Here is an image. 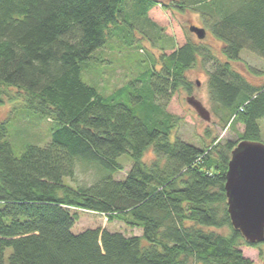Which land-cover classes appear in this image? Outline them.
I'll list each match as a JSON object with an SVG mask.
<instances>
[{
  "label": "trees",
  "instance_id": "1",
  "mask_svg": "<svg viewBox=\"0 0 264 264\" xmlns=\"http://www.w3.org/2000/svg\"><path fill=\"white\" fill-rule=\"evenodd\" d=\"M133 1L144 14L159 4L0 0V104L23 99L58 123L49 144H30L16 155L8 121H0V264H254L243 247L262 243L246 241L233 227L225 182L238 143L261 141L264 83L252 84L232 63L243 50L264 59V0H175L181 11L196 10L222 41L224 57L187 40L162 55L160 68L155 60L143 65L107 95L86 82L83 71L102 59ZM199 55L213 63L209 97L224 112L223 123L244 126L237 141L214 137L199 147L170 140L175 124L168 103L180 89L192 93L187 71ZM150 146L155 156L146 162ZM125 154L132 168L114 179L124 168L117 159ZM77 158L108 175L92 185H66ZM81 211L142 234L106 227L74 233ZM224 228L227 234L218 230Z\"/></svg>",
  "mask_w": 264,
  "mask_h": 264
},
{
  "label": "rangeland",
  "instance_id": "2",
  "mask_svg": "<svg viewBox=\"0 0 264 264\" xmlns=\"http://www.w3.org/2000/svg\"><path fill=\"white\" fill-rule=\"evenodd\" d=\"M159 4L152 7L146 14L140 3L132 2L128 7V15L123 18L121 29L112 30L106 48L100 52L102 59H95L83 71V79L95 85L105 94L124 85L132 77L140 73L143 65L154 60L160 68L163 54H170L187 40H192L200 45L209 46L215 55L222 57V41L213 33L211 28L204 26L196 10L186 7L181 11L175 0H158ZM167 5L165 7L164 5ZM126 13V11H125ZM191 25L205 27L207 34L199 39L190 30ZM241 59L232 64L242 72L254 85L264 83V59L257 54L243 50ZM224 57V56H223ZM213 70V63L204 61L198 56L197 62L188 69L187 76L193 82V91L188 93L180 89L171 98L167 111L173 116L174 128L171 130L170 140L180 138L199 147L211 145L213 138L217 142L237 141L244 130L240 123L227 125L223 123V111L216 109L209 97V75ZM195 96L210 111L211 120L201 118L197 111L187 102L188 96ZM0 121H8L7 139L11 143L16 155L24 150L27 145L33 144L46 146L52 139L53 131L58 123L44 117L26 106L23 99L5 101L0 104ZM261 129V142L264 143V118L259 120ZM154 146L145 152L144 160L151 162L154 158ZM123 169L113 173L114 179H124L132 168L133 161L125 154L117 159ZM74 178H65V184L71 187L92 185L105 175L107 170L97 163L77 158L75 160ZM106 227L111 231H121L127 235L142 234L140 228H130L122 221L108 222L103 214L81 211L80 218L73 227L74 233H80L88 228ZM215 229V228H213ZM227 234L228 228L218 229ZM143 244L147 245L143 239ZM244 255L254 261V264H264V243L256 248L243 247ZM10 252V250H7Z\"/></svg>",
  "mask_w": 264,
  "mask_h": 264
},
{
  "label": "water",
  "instance_id": "3",
  "mask_svg": "<svg viewBox=\"0 0 264 264\" xmlns=\"http://www.w3.org/2000/svg\"><path fill=\"white\" fill-rule=\"evenodd\" d=\"M199 39L206 37L205 27L191 25ZM187 102L202 119L210 121V111L195 96ZM225 192L231 223L246 241L264 242V143L242 140L233 149L226 173Z\"/></svg>",
  "mask_w": 264,
  "mask_h": 264
}]
</instances>
